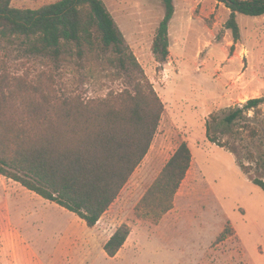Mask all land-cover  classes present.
<instances>
[{"label":"rangeland","instance_id":"374dc122","mask_svg":"<svg viewBox=\"0 0 264 264\" xmlns=\"http://www.w3.org/2000/svg\"><path fill=\"white\" fill-rule=\"evenodd\" d=\"M55 1L12 5L38 8ZM104 1L165 110L148 154L98 226L103 237L122 223L131 226L122 260L105 259L101 243L92 242L97 264H264V188L255 183L264 182V103L233 123L226 120L232 109L264 96V15L237 14L248 49L232 48L231 10L224 3L174 0L170 55L159 63L152 45L163 0ZM28 47L23 38L0 40V71L56 77L61 90L86 98L129 84L130 71L108 61L111 50L101 58L88 51L80 56L73 44L55 58ZM182 141L193 162L174 207L158 223L139 217L137 206ZM93 232L75 213L0 175V251L49 262L58 253L69 264Z\"/></svg>","mask_w":264,"mask_h":264},{"label":"trees","instance_id":"16d2710c","mask_svg":"<svg viewBox=\"0 0 264 264\" xmlns=\"http://www.w3.org/2000/svg\"><path fill=\"white\" fill-rule=\"evenodd\" d=\"M0 0V40L23 38L32 53L55 58L71 47L80 56L102 57L130 71L129 84L105 97L64 91L56 77H15L0 71V175L75 213L93 228L118 199L148 154L165 110L153 83L126 45L125 36L104 0H57L38 8ZM231 15L233 45L242 33L237 14L264 15V0H217ZM165 14L153 40L155 60L170 55L174 0H163ZM1 70V69H0ZM264 103V96L231 110L235 122ZM215 141V139H212ZM220 144V143H219ZM193 162L182 141L137 206V214L158 223L175 203ZM264 188V182L256 180ZM131 226L122 223L104 245L111 257L127 242ZM225 235V231L223 232Z\"/></svg>","mask_w":264,"mask_h":264},{"label":"crops","instance_id":"0c3cea01","mask_svg":"<svg viewBox=\"0 0 264 264\" xmlns=\"http://www.w3.org/2000/svg\"><path fill=\"white\" fill-rule=\"evenodd\" d=\"M242 37H241V40L237 43V47L241 46V47H245V49H246L247 46L243 42ZM102 218L97 223V225L95 227H93V228L88 227L91 231H95L96 233H94V232L91 233L90 239L84 240L85 244L84 243L82 244L83 240H81L80 246L78 248H80V251L83 254L81 253L79 256L74 255V259H72L71 263H69V264H97L96 258L93 255L94 252L92 250V248H93L92 242L93 243L94 242H100L101 243V250L100 251H101V254L103 255V257L105 259L111 260V261H118V260L121 261L122 260L120 258V254L122 253V251L127 246L128 240L115 256H113V257L109 256L104 249V245L108 241V239L111 237V235L115 232L117 227L112 229L110 235H108L107 237H103V236H105V234L102 236L101 232L104 228H102V229L98 228L100 222L102 221ZM0 264H64V261H63L62 256H60V254H58V253L55 254L54 258H52V261L49 262V260L48 261L45 260L41 255L40 256L39 255H32V254L31 255H25V254L23 255V254H19L16 252H11V250H9V251L3 250V251H0Z\"/></svg>","mask_w":264,"mask_h":264}]
</instances>
